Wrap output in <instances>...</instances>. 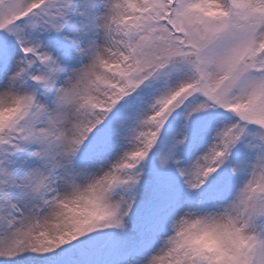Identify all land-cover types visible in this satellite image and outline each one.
Listing matches in <instances>:
<instances>
[{"label": "snow or ice", "instance_id": "1", "mask_svg": "<svg viewBox=\"0 0 264 264\" xmlns=\"http://www.w3.org/2000/svg\"><path fill=\"white\" fill-rule=\"evenodd\" d=\"M0 264H264V0H0Z\"/></svg>", "mask_w": 264, "mask_h": 264}]
</instances>
